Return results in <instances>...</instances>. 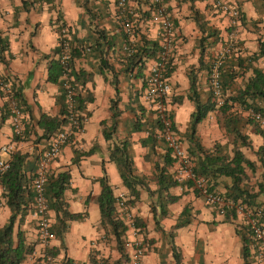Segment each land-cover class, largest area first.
Wrapping results in <instances>:
<instances>
[{
	"label": "crops",
	"instance_id": "0c3cea01",
	"mask_svg": "<svg viewBox=\"0 0 264 264\" xmlns=\"http://www.w3.org/2000/svg\"><path fill=\"white\" fill-rule=\"evenodd\" d=\"M119 1L0 0V75L12 83L13 89H21L24 103H20V106L25 125L23 135L17 139L7 101L0 93V148L11 147L6 152L0 151V158L9 160L14 152L25 154L26 176L32 178L37 172L39 158L51 138L43 136V128L39 126L40 115H58L62 106L60 86L49 82L47 75L50 58L59 44V27L64 24L70 36L76 39L73 46L80 44L82 47L80 55L74 59V68L87 72L90 78L83 86L80 85L85 98L81 110L85 116L82 131L63 146L50 166L54 172L69 170L70 183L63 192V200L69 212L81 214L79 219L67 221V228L60 236L57 231L52 232L49 249L57 252L55 257L58 262L101 264L103 258L119 257L112 234L101 224L100 208L96 201L101 190L99 178L105 173L115 197L124 198L135 218L140 220L137 223L144 241V264H175V252L179 256L178 264H243L241 239L235 228V224L241 222L240 217L237 216L234 222L224 221V216L205 203L202 196L179 185L163 192L164 195L167 193L176 197V200L166 205V215L161 213L160 203L166 202L160 201L163 196L155 192L158 184L154 176V164H163L161 160L166 146L158 139L155 151L151 152L149 146L142 142L156 120L154 110L143 98L145 80L156 57L146 59L141 69L134 66L131 70H126L125 60L129 54L125 48L129 46L145 49L146 40L160 44V28L150 20L151 0H126L124 6ZM225 1L239 9V24L234 28L230 26L229 18L211 0H166L176 31L167 66L171 85L167 109L186 151L190 146L186 131L195 109L191 99V80L194 81L198 99L207 101L212 96L208 80L209 66L231 38L232 29L237 46L236 51L229 56L232 60L237 56L245 58L254 54L258 49V37L263 32L264 0ZM126 15L134 25L132 35H125L122 28ZM97 42L104 50L103 56ZM134 47L131 50L135 51ZM101 60L106 61L107 66H102ZM233 61L234 67L238 69L236 60ZM254 65L262 67L261 60L254 62ZM247 75L248 72L245 73ZM241 83L242 78L236 77L232 92ZM112 99H116L119 113L115 130L107 140L103 130L112 126ZM223 115L215 109L198 123L196 135L204 148L212 149L216 142L230 144L223 127ZM122 140L129 141L134 173L146 178L153 192L150 194L144 186H139V198L132 204L129 203L131 196L123 184L117 165L110 159L112 145ZM263 142L260 139L254 151ZM244 148L241 149L245 153ZM167 169L174 177L175 164ZM224 183L225 178L220 177L216 190L224 192ZM2 193L3 187L0 185L1 225L7 222L10 215ZM185 206L191 207L190 222L175 228ZM116 210L117 216H120L117 205ZM49 217L50 225H57L53 209H49ZM17 227L18 224L16 230ZM19 228L25 242L34 247L24 261V264H31L44 250L38 239L33 207ZM126 237L127 234L125 241ZM125 248L129 254L127 242Z\"/></svg>",
	"mask_w": 264,
	"mask_h": 264
},
{
	"label": "trees",
	"instance_id": "16d2710c",
	"mask_svg": "<svg viewBox=\"0 0 264 264\" xmlns=\"http://www.w3.org/2000/svg\"><path fill=\"white\" fill-rule=\"evenodd\" d=\"M195 13L197 14L196 11ZM65 27L64 24L60 25L59 31ZM99 34L101 37L102 33L100 32ZM74 41H76V39L73 35L70 36L67 42L69 55L65 61L60 59L63 51V46L60 42L54 50L53 56L50 58L48 64L47 79L49 82L59 84L63 100L61 111L58 115L52 116L46 113H41L40 115L39 126L43 128V136L45 137L53 136L68 122V104L66 101L67 89L65 87L67 82L75 88L74 104L79 120L83 121L85 119V116L81 113V110L84 108L85 98L80 91V85L83 86L90 78V75L83 70L78 71L74 68V59L80 55L82 48L79 42V46H73ZM144 43L147 45L145 49L131 46L134 47L133 49L135 51H133L129 46L131 51L125 57L127 61L126 70H131L134 66L141 69L146 59L156 57L159 51L158 42L146 40ZM94 46L95 45L89 46V49H92ZM97 46H101L100 42H97ZM100 50H102L101 47ZM101 54L102 56L104 55V50L101 51ZM231 58L232 57L226 59L220 68L221 87L224 96V101L221 105H218L211 95L205 102L199 100L195 95L194 81L191 80V90H193V97H191V99L195 103V109L191 113L186 131V137L190 143L187 152L194 162L193 171L196 175L205 178L210 191L223 195L235 204L242 203L250 207H261V205H264L263 202L259 201V198L264 196V142L256 151H253L256 156L254 160L248 157L241 148L253 149L249 136L243 131V128L247 125L253 127L255 133L260 134L264 139V129H262L258 122L250 115L251 111L264 113V68L254 65V62L259 59L264 60V28L263 32L258 37L257 51L250 57L242 58L237 56L233 59L236 60L238 69L234 67L235 63ZM101 64L102 66H107L106 61H102ZM210 68L211 64L209 66V71ZM65 71H67L68 74L67 79L64 77ZM169 72L170 69L168 68L165 73L166 76H169ZM246 72H248L247 76H245ZM239 76L242 78V83L236 91L232 92L231 87L233 83H235V78ZM13 90L18 103H24L21 89L14 88ZM215 109H218L224 114L223 127L226 135L229 137L231 147H229V143L221 144L216 142L212 149H206L201 145L196 135L198 123L205 118L208 112ZM111 112L112 126L103 130L107 140L111 138L115 130L116 116L119 113L116 99L111 100ZM242 112H248V115L244 116ZM169 116L171 117L170 114ZM140 118L141 116L138 118L139 123ZM104 124H106V122H104ZM173 128L176 127L173 125ZM160 129L161 125L156 118L154 126L148 131V136L142 140L145 145L149 146L151 152L155 151V147L158 144L157 132ZM16 138L19 139L20 137L16 136ZM25 158V154H20L18 152L12 153L8 160L10 164L9 168L0 176V185L3 187L1 196L4 198V204L10 210L7 222L3 225L0 224V264H24L27 255L31 254L34 250L33 245L25 242L23 232L19 228L29 210L33 207L35 199V192L32 187L35 175L32 178L26 176L24 170ZM110 159L117 165L123 184L131 196L129 200L130 204L139 198V186H144L150 194L153 193L145 181L146 178L134 173L128 140H122L112 145L110 149ZM161 161L163 163L161 165L158 162L154 164V176L158 184V188L155 192L163 196L162 199L160 197V201L164 200L166 202L165 204L164 202L160 203L162 207L161 213L166 215V205L174 202L176 197L167 193L164 195L163 192H168L169 189L176 186L177 183L173 175H171L167 169V167L172 166L174 163L168 149H166ZM258 169H260L259 172ZM248 171L253 176L256 175L255 185H251L249 182L250 178ZM220 177L225 178L224 184L226 190L224 192L216 190ZM99 182L101 190L96 201L100 208L101 224L108 228L109 232L112 234L115 240L116 250L119 253V257L116 259H101V264H125L128 259L125 248L127 227L119 216H117V197H115L113 187L109 183L105 173L99 178ZM69 183L70 172L68 169H63L58 172L53 171L48 176L44 185L48 208L54 210L58 222L57 225L51 226L50 230L51 232H54V230L57 231V235L59 236L62 234L61 232H64L67 228L68 220L79 219L81 217L79 213L69 212L63 200V192L68 188ZM153 210L155 211L154 208ZM190 212L191 207L185 206L175 224V228L190 222ZM236 218L237 214L235 209L227 210L224 214V221L234 222ZM136 220L140 223L139 219ZM17 224L18 227L16 230L15 227ZM235 228L241 239V256L243 264H253V255L250 250L249 226L243 223H236ZM48 252L54 257L57 255L54 249H48ZM174 254L176 260L175 264H178L179 256L176 252ZM31 264L45 263L40 256Z\"/></svg>",
	"mask_w": 264,
	"mask_h": 264
},
{
	"label": "built area",
	"instance_id": "2783aa9c",
	"mask_svg": "<svg viewBox=\"0 0 264 264\" xmlns=\"http://www.w3.org/2000/svg\"><path fill=\"white\" fill-rule=\"evenodd\" d=\"M151 1L152 16L150 20L160 28V44L157 56L150 66L149 75L145 80L143 98L149 107L154 110L155 116L161 125V129L157 132V137L165 143L166 149L169 150L174 160V179L182 189H191L202 196L205 203L213 206L219 215L224 216L227 210L230 209H235L237 216L242 215L244 223L249 226L250 250L253 255V264H264V207H250L242 203L235 204L223 195L210 191L205 178L196 175L193 171L194 162L182 146L181 139L173 128V119L169 116L167 109V97L171 92V85L165 73L174 48L176 31L167 10L166 0ZM211 1L229 18L231 27L234 28L239 24L240 12L236 5L228 3L225 0ZM119 3L121 6H124L126 0H120ZM122 28L127 35L133 34L134 25L127 15L122 22ZM58 33L59 44L61 42L63 46L60 59L65 61L69 55L67 42L70 34L66 27L58 31ZM234 34L235 31L232 29L230 33L231 38L227 40L225 46H223L212 60L208 73L212 97L218 105H221L224 101L221 87V65L237 49ZM125 50L127 52L131 51L128 47ZM67 76V71H65L64 77L66 79ZM65 87L67 89L68 122L57 133L51 136L48 146L39 158L38 169L32 182V187L35 192L33 210L37 221L38 239L44 249L41 252V257L45 264L60 263L56 257L48 252L53 233L50 230L49 208L45 197L44 185L48 176L53 172L50 167L51 163L60 154L63 146L73 139L77 132L82 131V126L85 122V119L83 121L79 120L78 113L75 109V88L68 82L65 84ZM0 93L7 101L14 135L21 137L25 128L23 112L14 96L12 83L1 75ZM250 115L264 129V113L251 111ZM9 149L11 147L3 146L0 148V151L6 152ZM9 166L8 160L0 158V176ZM116 205L118 212H120L119 218L127 227L126 234L128 237H126V242L130 248V253L125 264H144V241L141 235V227L138 225L134 214L126 204L124 198H117Z\"/></svg>",
	"mask_w": 264,
	"mask_h": 264
},
{
	"label": "rangeland",
	"instance_id": "374dc122",
	"mask_svg": "<svg viewBox=\"0 0 264 264\" xmlns=\"http://www.w3.org/2000/svg\"><path fill=\"white\" fill-rule=\"evenodd\" d=\"M260 60H261V63H262V67L264 68V60L263 59H260ZM242 115L247 116L248 112H242ZM243 131L245 133H247V135L250 137V141L252 143V148H256L258 146L260 139H262V141H264L263 137L261 135L255 133L253 127H251L249 125L245 126L243 128ZM229 147H231V144H229ZM243 150L245 151V154L247 156H249L250 158H252V159L256 158V156L254 155V152H253L254 149H251V148L250 149H246V148H244ZM259 170L260 169H258V172H259ZM248 174H249V178H250L249 182L251 183V185H255L256 175L253 176L249 171H248ZM259 199H260L259 201L263 202V204H264V196H261V198H259ZM261 207H264V205H261ZM238 217H240V221H241L240 223L245 224L242 215L241 216L239 215Z\"/></svg>",
	"mask_w": 264,
	"mask_h": 264
}]
</instances>
